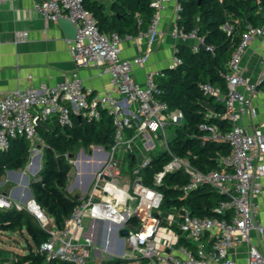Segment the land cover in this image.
I'll list each match as a JSON object with an SVG mask.
<instances>
[{
	"label": "built area",
	"instance_id": "2783aa9c",
	"mask_svg": "<svg viewBox=\"0 0 264 264\" xmlns=\"http://www.w3.org/2000/svg\"><path fill=\"white\" fill-rule=\"evenodd\" d=\"M6 1L10 0H0ZM169 2L153 0L155 13L147 30H140L136 36H122L118 32H102L84 0H34V8L47 23L66 18L75 25L76 37L67 38V43L76 68L70 78L56 84L19 87L0 98V154L11 147L14 139L23 136L29 140L31 151L44 147L39 126L53 114L58 116L60 126H66L72 125L73 116L100 120L101 112L106 111L114 125L111 154L103 145L94 144L92 156L69 158L71 168L75 166L77 170L69 190L78 202L62 227L57 226L34 197L21 202L0 191V210L26 209L49 231V239L38 248L47 255V261L91 264L94 236L89 231L90 224L92 220H99L102 226L94 223L93 228H103L104 244H111L108 233L115 228V238L123 247L118 252L123 254L120 257L123 259L137 258L142 264L143 260L147 264H236L229 257L230 249L246 243L250 246L247 264H264V255L252 237L253 232L264 235L257 199L263 191L264 130L248 128L242 122L249 110L256 112L253 98L264 81V58L261 73L253 81L243 74L244 57L255 38L262 37L264 41V26H248L233 51L230 72L226 75L227 91L211 83L201 84L205 94L224 105L223 116L230 123L227 130L216 124H201L206 131L205 142H226L230 146V154L220 159L223 168L203 172L186 159L173 155L154 175V184L158 185L168 172L190 174L182 187L185 194L199 185H211L225 196L215 208L225 217L199 216L185 207L163 208V193L146 184L141 176V170L150 164L152 157L145 156L124 177L122 160L115 156L122 150L135 152L140 142L151 153L156 146L152 134L171 152L167 129L183 122L182 112L171 111L167 102L156 97L160 70L147 71L143 83L134 75L135 68L144 67L150 60L160 35L161 13ZM180 10L181 3L177 0L171 28L176 44L169 67L180 62L176 56L177 44L194 40L191 46L196 50L203 43L195 31L185 32L179 25ZM16 35L20 40L26 32L19 31ZM135 37L146 38L145 50L130 58L123 57V41ZM89 67L96 68L100 75L108 74L111 89L98 92L86 86L80 70ZM208 115L216 114L209 112ZM33 207L40 209L44 216L36 215ZM125 228L129 235L122 237L121 230ZM111 248L115 250L114 246Z\"/></svg>",
	"mask_w": 264,
	"mask_h": 264
},
{
	"label": "trees",
	"instance_id": "16d2710c",
	"mask_svg": "<svg viewBox=\"0 0 264 264\" xmlns=\"http://www.w3.org/2000/svg\"><path fill=\"white\" fill-rule=\"evenodd\" d=\"M181 10L178 23L185 32L195 31L203 39L205 48L185 43L177 44L176 66L160 70L156 82L159 92L156 97L167 102L171 111L184 115L181 125L174 126L169 138L171 152L164 150L152 156L148 166L141 170L146 184L157 187L163 197V208L174 206L189 209L199 216L223 218L215 211L217 204L225 198L211 185H199L185 194L186 183L182 171L168 172L160 184H154V175L160 172L171 156L186 159L193 167L203 172L222 169L221 158L230 154L226 142L208 140L201 124H216L224 130L230 123L224 118V105L205 94L201 84L211 83L227 91L226 75L229 62L248 26H264V0H179ZM153 0H84L85 7L93 13L102 32H118L136 36L146 31L155 13ZM139 19L142 20L139 23ZM229 25L230 30L225 29ZM264 88V81L259 85ZM209 112L216 115L209 116ZM44 146V162L40 172L31 183L34 199L40 207L62 227L78 198L67 186L71 171L70 154L77 145L90 147L94 144L108 148L114 143V125L111 116L101 112L100 120H87L73 116L72 125L53 130L41 128ZM31 156L29 140L23 136L13 140L11 147L0 154V178L6 169L27 166ZM132 169L138 162L137 150L127 153ZM0 229L19 231L27 239V251L16 253L14 264H76L53 259L38 251L39 246L50 237L40 221L26 209L0 210ZM127 259L112 257L100 264H126ZM143 264H147L143 260Z\"/></svg>",
	"mask_w": 264,
	"mask_h": 264
},
{
	"label": "crops",
	"instance_id": "0c3cea01",
	"mask_svg": "<svg viewBox=\"0 0 264 264\" xmlns=\"http://www.w3.org/2000/svg\"><path fill=\"white\" fill-rule=\"evenodd\" d=\"M109 1L104 0L107 4ZM176 2L177 0H170L167 8L161 13L160 35L150 60L144 67H137L134 70L135 78L140 83L144 82L147 71L163 70L169 67L173 61L176 41L171 35V28L176 14ZM19 31L26 32V36L20 40L16 35ZM192 43L194 40L188 44L192 45ZM146 44V38L141 37L124 40L122 56L130 58L138 55L145 50ZM263 58L264 41L262 37H257L251 42L245 54L243 74L253 81L256 80L261 73ZM75 68L76 65L69 50L67 37L59 21L47 23L34 8V0L0 2V98L19 87L56 84L70 78ZM80 75L86 86L95 91L105 92L111 89L108 74L100 75L96 68H82ZM253 108L256 112L253 113L252 110H249L242 122L248 128H262L264 130L263 88L255 94ZM56 125H58V116L53 114L48 121L41 125V128L53 130ZM39 132L42 136L40 130ZM35 151H31L26 167L5 170L0 178L1 192L21 202H26L31 197V193L34 197L31 183L43 166L44 147L39 148L38 152L33 155ZM261 160L264 162V158ZM75 179V174L70 171L68 190ZM257 199L260 203V220L264 223V179L263 191L257 196ZM100 225L102 226V223ZM102 229L95 228L94 237L97 242L103 241L101 238ZM0 231L5 232L6 230L0 229ZM24 237L26 239V236ZM252 237L264 255V235L253 232ZM249 247L246 243L235 245L230 249L229 257L236 264H247ZM24 249L26 252L27 244ZM4 252L1 248L0 264H9V262H5L7 255ZM97 252L100 254L99 251Z\"/></svg>",
	"mask_w": 264,
	"mask_h": 264
},
{
	"label": "rangeland",
	"instance_id": "374dc122",
	"mask_svg": "<svg viewBox=\"0 0 264 264\" xmlns=\"http://www.w3.org/2000/svg\"><path fill=\"white\" fill-rule=\"evenodd\" d=\"M229 28H232V27H228L225 25V29H229ZM173 133H174L173 127L167 129V135L169 138H171ZM152 139H153V142L156 144V146L152 149L151 153L148 152L149 149L145 146L144 142H140L139 145L136 147L137 157L140 162L143 161L145 156L152 157L154 154L160 153L165 150V146L163 145V143L159 142L158 136L156 134H152ZM104 148L109 152V154L112 153V150L110 148H106V146H104ZM92 150H93V145L90 147H85L82 144L77 145L74 148V150L71 152L70 156H77V157L92 156ZM36 152H38V150L35 151L33 155ZM115 156H117L118 159L122 160L121 167L123 170L124 177L130 175L132 173V167L128 163V157H126L127 153H125L124 150H122L120 153L115 154ZM71 172L72 173L77 172L75 166L71 168ZM97 228L101 229L102 227L98 226ZM115 233H116L115 228H112V230H110L108 233V241L110 240L113 242V244L111 242L110 245L104 244L103 243L104 241L97 242L93 240L94 250L92 254L91 264H100L103 260H106L112 257H122L123 256L121 252H118L123 247L120 244L119 239L115 238ZM91 234L95 236V228L91 229ZM26 244H27V241L25 237L19 231H15V232H12V231H5V232L2 231L1 232L0 231V253H1V248H2L5 251L4 252L5 255H7V260H5V262L7 263L9 262V264H14V261L16 260L15 254L24 252L25 251L24 246H26ZM112 246H114L115 248L114 251L111 250ZM97 251L101 252L103 256L99 254ZM0 258H1V255H0ZM128 264H142V261H139V259L137 258H131V259H128Z\"/></svg>",
	"mask_w": 264,
	"mask_h": 264
},
{
	"label": "water",
	"instance_id": "95a60500",
	"mask_svg": "<svg viewBox=\"0 0 264 264\" xmlns=\"http://www.w3.org/2000/svg\"><path fill=\"white\" fill-rule=\"evenodd\" d=\"M59 23L60 25L62 26L63 30H64V33L66 35L67 38H75L76 37V34H77V30H76V27L75 25L68 19L66 18H60L59 19ZM202 48H205V44L204 42L201 43L200 45ZM73 157V156H71ZM185 178H186V181H188L190 179V174L188 173H185ZM31 197H33L32 193L30 194ZM94 223H102V221H99V220H92L91 224H90V230L93 229V224ZM129 235V230L128 229H122L121 230V236L122 237H126ZM94 240L96 241V238L94 237ZM111 250H113V248H111ZM100 254L103 256V254L100 252ZM142 259H145L144 256H141Z\"/></svg>",
	"mask_w": 264,
	"mask_h": 264
},
{
	"label": "bare ground",
	"instance_id": "6f19581e",
	"mask_svg": "<svg viewBox=\"0 0 264 264\" xmlns=\"http://www.w3.org/2000/svg\"><path fill=\"white\" fill-rule=\"evenodd\" d=\"M32 211H33L36 215H38V216H40V217L44 216L43 212H42L40 209L36 208V207H33V208H32Z\"/></svg>",
	"mask_w": 264,
	"mask_h": 264
}]
</instances>
